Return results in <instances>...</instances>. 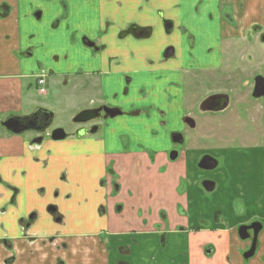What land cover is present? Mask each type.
<instances>
[{"label": "flooded vegetation", "instance_id": "af4514ba", "mask_svg": "<svg viewBox=\"0 0 264 264\" xmlns=\"http://www.w3.org/2000/svg\"><path fill=\"white\" fill-rule=\"evenodd\" d=\"M81 1H95L98 3L101 0ZM104 1L109 2L111 0ZM207 1L210 2L209 7L214 6V2H212V0ZM143 2L148 4L150 0H143ZM217 3L218 5H216V10L219 12V20L224 22L226 25L223 29L225 38L222 39L221 31H215V25L212 20H210V24H212V27H210L211 29L203 34V36L207 41L206 43H210L211 39L213 40L216 38V33L218 36L220 35L221 38L218 37V62L214 65L212 63L207 64L205 61L202 62V59L197 57L190 58V55H187L188 61L180 64L176 69L179 75L177 79L179 80V83L177 82L176 84L172 85L178 86L179 88L182 84L180 81V79H182L181 76L184 74L195 78V76L198 74L211 72L214 75L219 73L225 77L224 80L228 83L230 88H228V90H221L216 94L203 98V100H201L197 106H190V102L187 105L186 97L183 93H180L182 92L181 90H178L176 92L178 95H180V109L178 111H180L182 116L178 121L182 122L184 126L190 128L191 130L196 127L198 122H204L208 124V126L209 124H212L210 120L207 121L205 119H201L202 117H200V115H216L218 113L225 112V116L227 114L229 115V113L234 114V121L230 120L229 123L231 125H234L235 123L237 125L239 124L238 126L234 125V131L238 130L236 133H249V136H251L252 139L256 138L257 136L262 139L259 143L250 142L246 144L242 150H251V152L246 153L245 156L240 154L244 153V151H239L238 156L243 157L244 159L243 161L238 158L239 163L244 162L246 165L245 167H248L246 169V173L249 174L248 177L256 175L255 172L264 174V105H262L264 102V96L253 98L255 79L257 77H264V75L256 76L254 78L253 76H255V74L252 75V73L250 71L248 72L247 70L250 69L249 67L241 66L242 70H240L239 73L241 75L243 73H249L250 77L253 79L252 87L247 92L248 97H251L253 101H261L259 107H254L253 105L251 107L249 106V110L247 108L246 111L250 112V115H248L250 117L246 115L247 119L244 121L241 119L242 111L240 105L245 96H242V93L237 90L236 87L238 86V78L234 77L231 73L233 67L235 69H239V67H237V45L234 42L235 33L233 32L236 29V23L233 19V15L231 14L233 10L230 2L228 0H218ZM63 6L65 5L63 4ZM8 14L9 12L7 7L2 4L0 6V17L5 18ZM153 14L154 16L150 18H154V20L158 22V26L162 29L165 35L168 36L174 33L175 23L171 22V19H168L165 16L163 10L153 11ZM100 15V9H97V19L100 17ZM32 16L37 17L39 20L41 17V12L37 10L32 14ZM62 20H66V12H63L62 16L55 20L53 24L54 27ZM86 23L87 24L85 27V23H82L81 20H78L75 31L71 32L69 36L72 53V64L74 66L73 72L70 73V75L57 72V70L54 69L55 67L53 68L51 65H48V68H45L44 64L41 62V43L39 45H33L29 49L26 48L24 51L19 52L18 50L15 53V56H18V58L21 57L23 59H32L36 56L33 67L30 69L26 68L27 70H30V72L23 74L18 78L21 82L23 97L29 88H33L39 97L46 96L47 93L42 94L46 92L42 86L45 84L46 80H54L56 78H62L64 82L67 80L69 81V78H72L75 82L83 78L86 80L92 79V83L89 85L86 84V86H84V88L86 87L84 91L87 92L88 90L89 92V90L91 91L93 89L98 90V93L96 94L97 98L90 100L89 106L87 108L75 113L76 116L71 122L73 129L69 131L59 126H53L55 121L54 114L52 111L48 110L47 107H43L42 105L35 106L33 109L25 114L23 113L22 115L19 113L10 112L0 116V122L11 116H33L31 120L26 122V125L24 126V132L20 134L10 133L6 128L0 125V134L6 135L9 138L17 136L25 138V144L29 151L25 161V168L22 172V176L26 180L24 188L31 190V193H33L34 202L42 204L48 201L47 205L41 210V213H39L37 209H33L17 220L21 230L24 233L23 238L26 236L33 238L29 236V232L32 231V228L38 222H41V226H43L44 218L41 221V217H43L42 215L44 214L45 216H48L53 226L59 227L58 225L63 224L62 219L64 216L60 213L61 210L58 207L59 204L56 202L61 200V202L65 204V202L72 198L73 195L71 193H75L77 190H82L86 193H89L90 198L93 199L92 202L89 199L85 200L86 202L90 201V204H93L90 205L89 208L96 204V195L99 193V191H101L102 204L101 206L96 205V207L98 208V212L104 215V213H106V206H104L106 190L110 193H119L121 188H125V190L129 191L133 184L138 183V177L134 175L137 171L133 173V176L130 174L129 170L127 172L125 170H120V160H124L125 158L133 160L139 155V152L142 151L152 156L151 150L147 146L144 148V144L142 142L143 138L140 132L145 130L148 131L147 134H149L150 138L154 139L157 137V133L153 128H151L152 126L150 125L154 122L153 118L155 119V117L152 115L154 114L156 116L155 113L158 109V105L149 104L147 108L142 109V106H139L138 104L143 102L144 98H147V96L143 95V91H140L141 93L137 90L132 92L131 86L133 85L135 77L141 74L140 68H142V66L138 56L141 55L140 44H147L152 41L154 28L151 27V25L145 26L136 22H129L123 25V27L118 26L119 29L116 38L119 41L130 39L132 42L130 44L126 42L120 46L110 44V46L105 42L106 38L110 35V29H112L115 24H117L116 22L107 24L105 23L102 29L99 30L95 28V25H93V20L88 18ZM187 32L189 31L183 29V34H186ZM261 32V30L254 29L250 35L245 38L246 41L243 42V47L246 54L248 53V49L252 48V44L260 42L264 43V34H261ZM37 37L38 39H41V32H39L37 35L36 33L29 35L30 40ZM254 38L257 39L254 41ZM184 40L186 44L188 41V45L190 42L189 51L193 50V42L191 41L194 40V36L189 34ZM223 41L225 42L223 43ZM227 45H229V47ZM222 49L224 52H226V50H230V55L227 59L223 57L224 53L222 52ZM106 52H116L118 53V56H106L105 58ZM162 55L163 57L160 58V63L163 65L164 63H167L168 60L175 58V50L168 49ZM122 58L125 60L123 61ZM118 59H121V62ZM223 68L225 70H222ZM147 72L151 73L152 71ZM2 78L6 79L5 77ZM115 78L119 79V82L118 84L114 85L111 82L110 91L107 92L105 89H102V81L104 82V80L107 79H109V81H113L112 79ZM232 82H236L234 84L235 89L232 88ZM33 83H35V86ZM244 87L248 88L249 85L246 84ZM164 91L166 93L168 89H164ZM243 93L245 92L243 91ZM118 95L122 98V100L121 103L116 104L113 102V100H115ZM166 97L167 99H164V102L166 106L170 107L172 96L168 95L167 93ZM211 97L217 98L208 102ZM224 104H226V106L223 108ZM195 109H197L198 114H200L199 116L191 113L193 112L192 110ZM41 110L48 111L52 114V121L49 123L48 127L46 126L47 118L51 116L44 112L42 113ZM226 119L227 118H225V120ZM156 122L157 121H155V124ZM221 123L223 125H227L228 130L231 128L229 123H223V120ZM165 124V121L161 122V125ZM249 125L251 126L248 127ZM252 126H254L253 129H251ZM148 127L150 128L149 130H147ZM15 128L18 130L17 127H13V130H15ZM207 129H209V127ZM170 132L171 145L169 146V151L171 152L169 156L170 161H174L179 155L178 150L175 147L184 145L183 143H185V137L182 132L177 133L175 131L176 133H174V130ZM228 145H230V143ZM62 151H64L65 154H61ZM252 152H255L256 154L253 155ZM174 154H176V157ZM172 157H174V159H172ZM204 157H209L215 160L217 162V166L212 170L200 168L199 163ZM78 159H84L87 163L82 165V163H78ZM196 163L197 170L203 175L204 173L208 175L218 172V167L221 166L219 159L208 153H203L201 156H199ZM71 171L76 177L74 178L73 183L66 185L65 176L66 174L71 173ZM46 172L48 173L46 174ZM82 174L84 175L81 176ZM47 175L49 176L46 183H49L52 189L49 200H45V190L41 188V181H43L44 177ZM233 180L236 179L232 177V174L231 178L224 180V184L227 185L228 190H231V192L234 190V192L239 191L245 193V191L247 192L250 189V186L248 188V184L246 185V188H242L241 186H236L234 184V188L232 189ZM127 181L128 183L126 184ZM196 182V188H199L200 191L205 193L207 196H210L212 193L216 192L218 186L222 188L220 185H218L216 177L212 179L210 177L206 179L202 178ZM203 182L213 183V190L211 192H207L202 186ZM67 190H70L71 193L64 194L63 192ZM1 191L8 192V201L6 205L16 204V198L21 192L18 187H15L12 183L8 182L0 175V197L3 195ZM175 193L178 197H189L187 192H182V188H179L178 191H175ZM191 195L193 194L191 193ZM229 197L226 195V200H224V202L229 200V203L225 204L223 202L222 207H217L216 210L213 212L211 211L212 219L210 220L213 223V226L211 227H208V224L206 225L203 223L205 219L198 218L199 214L197 211L199 210V207L197 206V203H195L196 205L194 207L189 205L186 208V211L177 206L175 209V216L177 220L182 221L184 218L187 220L190 219L189 221L195 222V226L187 221L186 226L182 224L176 226L175 232L171 231L170 216L169 219H167L166 216L160 217L161 212L167 211L166 208H157L159 211L156 210V212L158 211V216L155 215L157 223L154 225V229L156 230L155 235L158 240L159 255L161 252L164 254L166 250V238L169 236V234L174 233L182 237H187L188 235H198L204 233L203 229L205 227V229L210 231V233H218L221 231V234L234 237L236 246L239 248L238 251L240 252V258L242 262L246 264V261L249 262L253 260L256 257L260 247V235L264 232V222L258 217H251L249 215L247 216L244 206L245 203L243 201H238L236 196L233 194H231ZM78 208L79 206L77 205L75 207L72 206V208L68 207L70 211H74ZM120 210L121 207L118 208L117 211L120 212ZM3 211H5V209ZM139 212H141V214H139ZM139 212L135 209L134 215H132V217L142 218L144 214L142 211ZM96 217L99 218L98 216ZM133 232L134 230H131L130 236L128 237V244H118L115 247L111 246V241H109V236L111 233L108 232L106 228L100 230V232H97L96 234L92 233L88 236H85L84 240L94 238L97 242L101 243L104 246L105 255L107 254V257L114 251L116 258L111 262V264H145L147 261H145L144 258L140 262H135V259H132L134 252L132 248L136 247L137 245L136 239L131 236L133 235ZM70 237L77 238L78 235H73ZM68 240L69 238L67 239L66 237H62L60 232L56 231L47 236L46 242H42L41 240V252L43 250L42 248L47 246V248H50V252L57 253L52 264H90L86 253L76 250L77 246L74 245L75 243H70ZM79 240H83V238L76 239V241ZM33 243L35 242L32 240L29 242V244ZM6 247L10 248L9 245H6ZM200 251L203 257H213L217 252L216 247L212 244L202 246ZM188 252L189 248L182 251L178 250L173 256L185 260V258H187ZM159 255H154V257L151 258V264H160V262H158ZM13 258L12 260H14ZM12 260H10V262ZM162 262L164 264V258L162 259ZM170 262L173 263V260H170L169 264ZM227 263L231 264L229 259H227ZM183 264H189V262L185 261Z\"/></svg>", "mask_w": 264, "mask_h": 264}, {"label": "crops", "instance_id": "0c3cea01", "mask_svg": "<svg viewBox=\"0 0 264 264\" xmlns=\"http://www.w3.org/2000/svg\"><path fill=\"white\" fill-rule=\"evenodd\" d=\"M228 1L232 7L233 12L231 14L236 23V29L233 32L235 33L234 42L237 48L244 44L243 42L246 41L245 38L250 35L252 30H261V34H264V0ZM213 2L214 6L209 7L210 2L207 0H150L148 4L144 3L143 0H111L109 2L101 0L98 3L95 1L84 2L81 0H0V6L4 4L9 12L5 18L0 17V116L10 112L19 113L20 115L23 114L22 86L18 78L30 72V70L26 68L30 69L33 67L36 56L32 59L18 58V56H15L16 51H24L26 48L29 49L31 46L39 45L40 43L42 45L45 39L53 45L49 52H52V54L58 53L60 56H52L51 54H46L41 51V62L44 64L45 68L51 65L53 68L55 67L54 69L57 70V72L70 75V73L73 72L74 66L72 64L69 36L71 32L75 31L78 20L85 23L86 27V22L89 18L93 20V25H95V28L98 30L102 29L105 23L116 22L117 24L110 29V35L106 38L105 43H108V45L114 44L120 46L126 42L130 44L132 40L125 39L119 41L116 38L119 27H123V25L129 22L143 24V21L146 20L142 19H149L154 16L153 11L157 10H163L167 18L191 12L196 20L202 23L208 22L207 24L209 26H211L210 20H212L215 25V31L220 32L226 25L219 20V12L216 10L218 0H214ZM63 4L65 6H63ZM40 8H42L41 11L44 9L50 11V14L54 18V22L62 16L63 12H66V20L60 21L55 27L53 22L52 27H47L46 30L41 29L40 31L37 26H33L32 22V14L40 10ZM97 9H100L101 12L98 19L96 16ZM33 27L38 30V33L41 32V39H38V37L32 40L29 39V35L36 33ZM210 29V27L205 28L202 32L205 34ZM216 37L218 39L220 35L218 36L216 33ZM256 39L257 38H254V41ZM227 46L229 47V45ZM140 47L141 55H145V48L142 43ZM256 53L257 58L262 59L260 55H264V52L258 51ZM106 56L117 57L118 53L106 52L105 58ZM138 56L143 68L141 56ZM118 60L121 62V59ZM122 60L124 61L125 59L122 58ZM140 72L143 74V69L140 68ZM61 79L62 78L59 80L63 83L62 85L67 87L69 81L67 80L64 82V80ZM112 80L113 81H109V79H107L104 80V82L102 81V89L108 92L111 89V82L113 85L119 82L117 78ZM164 89L165 88H159L157 90L156 94L158 96V101H156V103L158 109L155 114L157 117L156 121L163 119L166 123L163 126H166L173 123V121L168 119V109L170 107L166 106L164 100H162V98H164L163 96L166 95ZM262 105H264V102ZM154 124L155 121L150 125L152 126L151 128H153ZM149 129L148 127L147 130ZM28 151L24 137L17 136L9 138L6 135L0 134V175L15 187H18L21 191L14 205H6L8 201V192L1 191L3 195L0 197V264H52L57 255L55 252H50L51 250L47 248V246L43 247L41 252V240L42 242H46L47 236L56 232L55 230L57 229V226H53L48 216H45V214L42 215L44 218L43 226H41V222H38L32 228V231L29 232V236L33 238L27 236V238H23L24 233L17 221L20 217L26 215V213L33 209H37L39 213H41V210L48 203L47 201L46 203L40 204L34 202V200L33 203H31L25 196L28 195L29 200L33 199L31 190L24 188L26 180L22 176ZM62 153L65 154L64 151H62L61 154ZM155 156H158L157 152H155L154 156L146 154L143 151L139 152L137 157L134 159L132 158L133 160L127 158L124 160L121 159L119 162V169L125 170L126 172L129 170L132 175L137 171L134 175L141 181L142 177L152 176L158 173L156 171L158 160L154 163V160H156ZM47 173L48 172H46V174ZM71 174L75 176L72 171ZM231 174L232 173H228L227 177L231 178ZM48 176L49 175L44 177L43 182H47ZM171 176L175 178L176 181L181 178L184 179V183L187 187H194V189L197 190V185H195L197 179L195 176L192 178L191 173H189L186 168L183 169V167L179 168L176 166V169L173 168ZM253 179H255V176L252 175V180ZM254 181L255 180H253L252 186L248 183V188L250 186V189L247 192L237 191L235 192V196L238 201H243L245 203L244 206L247 216L258 217L264 222V184L262 188H259ZM127 183L128 181L126 184ZM138 183L133 184L130 190H133L134 193L135 191L141 193L139 194V200L137 201L138 207L136 210L142 211L144 214L143 217H132L128 219L127 223L118 222L113 226L108 225L106 230L111 233L109 241H111L112 247L118 244H128L130 232L134 230L131 236L136 239L137 245L132 248L134 251L132 259H135V262H140L144 258V260L147 261L145 264H151V258L154 257V255H159V247L155 235L156 230L154 229V225L157 223L156 218L149 213V208L153 209L155 212L158 210L157 208L161 207L166 208L167 212L169 211L172 232H175V227L178 225L182 224L186 226L187 221L190 219L187 220L184 218L181 221L177 220L175 216V209L177 206L184 208L185 203L183 197L176 196L175 191H177V185L176 188L174 186L175 191L173 188H163V190L160 191L161 196L155 195L153 202H150L148 198H146V201L144 197L149 191L142 194V186H137ZM147 187L150 188L149 186ZM63 193L69 194L71 191L67 190ZM71 194L73 195L74 193ZM76 203L77 202L73 201L71 198L65 202L64 207L65 209L68 207L72 208V206L75 207L77 205ZM4 209L5 211H3ZM202 216L203 214H200L198 218H202ZM208 218V220L205 218L203 223L211 227L213 223L210 217ZM74 220L76 221L75 218ZM189 222L195 226V222ZM203 230L204 233L188 235L187 237H182L174 233L169 234L166 238V250L164 253L167 254L169 252L171 254L178 250L182 251L189 248L187 258H185V261H188L189 264H228L227 259H229L231 264H245L240 258L239 248L236 246L234 237L221 234V231L218 233H210L205 227ZM80 235L78 236L80 237ZM68 238L70 243H75L74 245L77 246L76 250L86 253L90 264H111L116 258L114 251L107 257V254L105 255L104 246L94 238L84 240V237H80L83 238V240L79 241H76L77 238H72L70 236ZM28 240L29 242L32 240L35 243L29 244ZM207 244L214 245L217 251L210 259L203 257L200 251L201 247ZM6 245H9L10 248H7ZM12 258L14 260H12ZM10 260L12 261L10 262ZM248 264H264V232L260 235V247L256 257L249 261Z\"/></svg>", "mask_w": 264, "mask_h": 264}, {"label": "rangeland", "instance_id": "374dc122", "mask_svg": "<svg viewBox=\"0 0 264 264\" xmlns=\"http://www.w3.org/2000/svg\"><path fill=\"white\" fill-rule=\"evenodd\" d=\"M214 0H212L213 2ZM185 2V1H184ZM38 10L41 12V17L38 20L37 17L32 16V22L33 26H37V28L41 31L46 30L47 27H52V24L54 22V18L50 14V11L48 10ZM226 13V12H225ZM167 19V18H166ZM171 22H174V33L170 35H165L162 29L158 26L157 22L154 20V18L149 19H142L146 20L143 21V24L145 25H151L154 29V34L152 36V41L145 44L143 43V47L145 48V55L141 56V61L143 64V74H139L135 77L133 85L131 86L132 92L134 90H137L138 92L143 91V95L147 96V98H144L143 102H140L138 105L142 106V109L147 108L149 104H157L156 101H158L157 96V90L159 88H165L168 89L166 94L172 96V102L171 106L168 109L169 110V118L173 123L168 124L166 126L161 125V122L164 121L163 119H160L157 121V124L153 125V129L157 133L156 138H150L148 131L142 130L140 132L144 144V148L147 146L151 152L152 156H154L155 152L158 153V156H155L156 160H154V163L157 161L158 166L156 168V171L158 172L155 175L152 176H146L142 177L141 181L137 184V186H142V191L144 194L145 192L149 193L144 196L145 200L146 198L149 199V201L153 202V199L155 195L161 196V190L163 188H169L173 190L176 188L177 185V191L179 188H182V192H187L189 194V197L184 198V209L186 211V208L190 205L194 207L197 203L199 210L197 213L203 214L202 218L207 220L212 219V212L217 209V207H222V203L224 200H226L225 196L228 197L233 194L235 196L234 190H228L226 187L227 185L224 184V180L228 179L227 175L228 173H232V177H234L233 183H232V189L234 188V184L237 186H241L242 188H246V185L250 183L253 185V180L256 183V185L259 186V188H262V185L264 184V174H259L258 172H255L256 175L255 179L252 180V176H250V179L248 177L249 174L246 173V169L248 167H245V163H239L238 158L244 161L243 157H239L238 153L239 151H244V153H240L241 155H246V153H250L251 150H242L243 147H245L248 143H259L261 142L259 136L252 139L251 136H249V133H236L237 131H234V125L238 126L236 123L234 125H231L229 121H234V114L229 115L225 113H218L214 115L205 114L204 116H201L198 114L197 109L192 110V114H196L197 116L200 115L202 117L201 119H205L207 121L210 120L212 124H206L204 122H198L196 127L194 129L187 128L183 125L182 122L178 121L181 119V113L178 111L180 109V95L176 93L178 90H181L184 96L187 99V105L190 102V106L194 105L197 106L198 103L203 100V98L216 94L220 92L221 90H228L230 86L228 83L224 80L225 77H223L221 74H213L211 72H204L202 74H198L195 76V78H192L191 76H187L186 74L182 75L181 85L178 88V86H174L172 84H176L179 80L178 73H177V66L180 64H183L188 61V56L190 55V58L197 57L199 59H202L201 61L205 63H212L213 65L218 62V39L217 37L215 39H211L210 43H206V39L203 36L202 30H205V28H209L212 26H209L207 23H202L195 19V17L192 15L191 12H187V14H179L176 16H173L171 18ZM167 19V20H168ZM169 21V20H168ZM140 25H143L142 23H139ZM183 29H185L187 32L186 34H183ZM33 30L38 33V30L33 27ZM223 29L221 31L222 39L225 38V34H223ZM194 36V40H190L193 42V50L189 51L190 48V42L188 45L185 43V38L188 35ZM225 41H223L224 43ZM252 43V42H251ZM138 45V44H137ZM51 43L44 39V44L41 45V51L46 54H51L59 56L58 53L52 54V52H49L51 50ZM163 46V47H162ZM243 46V45H242ZM238 46L237 48V67L239 69L232 68V75L234 77H237L238 79V86L236 87L239 92L242 93V96H245L244 100L241 102V119L245 121L247 119L246 117L250 115L249 111H246L250 109L251 106L254 105V107H259L261 101H256L248 97L247 92L252 87V81L253 79L250 77L249 73H243L242 75L239 73L241 69V66H247L250 69H247L248 72L250 71L255 76H263L264 75V55H260L262 59H258L256 56V52L261 51L264 52V44L263 43H255L252 44V48L248 49V53L246 54L244 51V47ZM162 47V49H161ZM224 48V47H223ZM168 49H174L175 50V58L170 59L167 61V63H164L163 65L160 63V58L163 57L162 54L165 53ZM244 49V50H243ZM160 50V53H159ZM163 51V52H162ZM241 51V52H240ZM223 57L225 59L228 58L230 55V50H226V52L222 49ZM249 54V55H248ZM225 55V56H224ZM60 57V56H59ZM222 70H225L224 68ZM146 71H152L151 73H148ZM227 71V69H226ZM224 72V71H222ZM51 78V77H50ZM62 80V79H61ZM72 78H69V84L67 87L62 85L63 83L59 79H49L45 81V84L42 86L47 93L44 97H39L37 92L33 88H29L25 92V95L23 97V111L22 113H27L31 109H33L35 106L42 105L43 107H47L48 110L52 111V113L55 116V121L53 126H59L62 128H65L67 131L73 129V126L71 125L72 120L76 116L75 113H78L79 111L84 110L89 106L90 100L96 99V94L98 93V90H87L86 84L92 83V79L86 80L85 78L75 82ZM179 83V82H178ZM236 83V82H235ZM232 82V88L235 89V84ZM169 84V86H168ZM249 85L248 88L244 87L245 85ZM35 86V83H33ZM243 87V88H242ZM83 88V89H82ZM90 88V87H89ZM92 88V87H91ZM81 90V91H80ZM243 91L245 93H243ZM141 93V92H140ZM165 99H167L166 95L163 96ZM178 97V99H177ZM162 98V100H164ZM169 99V98H168ZM122 98L118 95L113 102L116 104L121 103ZM35 102V103H34ZM250 106V107H249ZM127 107V106H125ZM239 107V109H240ZM197 108V107H196ZM127 109V108H126ZM247 115V116H246ZM153 121L157 120V117L153 114ZM216 116V117H215ZM250 117V116H248ZM225 118H227L225 120ZM259 118V117H258ZM223 120V123H229L231 125V128L229 130L227 129V125H223L221 121ZM220 121V123H219ZM249 121V118H248ZM249 125L248 127H250ZM209 127V129H207ZM254 126H252L251 129H253ZM174 133H180L182 132L185 137V143L184 145L175 147L178 150V158L174 161H170V131H173ZM231 130V131H230ZM176 131V132H175ZM233 131V132H232ZM231 132V133H230ZM234 133V134H233ZM254 134V131H253ZM256 136V135H255ZM157 139V141H156ZM154 140V141H153ZM156 141V142H155ZM230 143V145H228ZM208 153L212 156H215L219 159L220 167L217 170L218 172L211 173V174H205L204 175L197 170V159L202 154ZM253 155H255V152H252ZM236 159V161H235ZM78 163L86 164V160H77ZM89 164V163H88ZM172 165V166H170ZM177 167H183L187 169L189 173H191V177H196L197 180H200L202 178H215L216 181H218V185H220L222 188L218 186L216 192L212 193L210 196H207L205 193L200 191L198 188L197 190L194 189V187H187L184 183V179L175 180L171 176L173 168L176 169ZM84 168V167H83ZM82 168V169H83ZM234 173H233V172ZM218 173V174H217ZM82 174L81 176H83ZM226 176V177H225ZM76 176H73V174L69 173L65 176V184L68 185L69 183H73V180ZM238 177V178H236ZM77 179V178H76ZM248 179V180H247ZM149 186L150 188H148ZM175 186V188H174ZM41 188L45 190V200L50 199L51 194V186L48 183H45L41 181ZM175 191V190H174ZM200 191V192H199ZM191 192L193 195H191ZM136 193V194H135ZM133 190H125V188H121L119 193H110L106 190L105 193V205L106 206V213L101 214L98 212L97 206H101V191L96 195V204L89 208L90 204L93 199L90 198L89 193H86L82 190H77L73 196V201L77 202V206H79L78 209L74 211H70L68 208L65 209L64 204L61 202V200H58L56 203H58V207L61 210V214L64 216L62 219L63 224L58 225L57 227L58 232L62 235V237L68 238L69 236L73 235H80V237L88 236L91 233H95L97 231H100L102 229L107 228V226H113L117 224L118 222L127 223L128 219L132 218V215H134V210L138 207L137 201L139 200V194L136 191ZM231 193V194H230ZM28 201L33 203V199L28 198V195H25ZM186 196V195H185ZM204 197V198H203ZM86 199H89L90 201H85ZM187 199V200H186ZM218 199V200H216ZM147 201V200H146ZM189 203H188V202ZM226 203H229V200H227ZM154 204V203H153ZM240 205V204H239ZM117 206V207H116ZM183 206V205H182ZM113 207V210H112ZM116 207V208H115ZM121 207L120 212L117 211L118 208ZM159 211V210H158ZM158 211L155 212L153 209L149 208V213L151 215H157ZM212 211V212H211ZM139 212V211H138ZM141 214V212H139ZM98 216L99 218H97ZM166 216L167 219H169L170 213L169 211L161 212L160 217ZM76 221L74 220V218ZM43 217H41L42 221ZM100 219V220H99ZM79 236L77 238H80ZM182 246V245H181ZM183 247V246H182ZM162 254V255H161ZM158 258V262L160 264H163L162 259L164 258V264H169V261L173 260V263L170 262V264H183L185 262L184 259H179L174 256H172L174 253H167L163 254L161 252ZM205 257V256H204ZM206 259H210L211 256L205 257ZM248 261H246L247 263ZM248 264V263H247Z\"/></svg>", "mask_w": 264, "mask_h": 264}, {"label": "water", "instance_id": "95a60500", "mask_svg": "<svg viewBox=\"0 0 264 264\" xmlns=\"http://www.w3.org/2000/svg\"><path fill=\"white\" fill-rule=\"evenodd\" d=\"M253 98H259L264 96V77H257L255 79V86L253 89ZM217 97H211L208 102L215 100ZM226 106V104L223 105V108ZM43 113L49 114V118H47V124L46 126H49V123L52 121V114L48 111H42ZM33 116H11L7 118L4 121L0 122V125L6 128L10 133L14 134H20L24 132V126L26 125V122L31 120ZM13 127H17L18 130L15 128L13 130ZM23 128V129H22ZM46 128V127H45ZM61 132V130H60ZM176 157V154H174ZM174 159V157H172ZM217 166V162L209 157H204L201 162L199 163V167L206 170H212ZM202 186L206 189L207 192H211L214 188V184L210 182H203Z\"/></svg>", "mask_w": 264, "mask_h": 264}]
</instances>
